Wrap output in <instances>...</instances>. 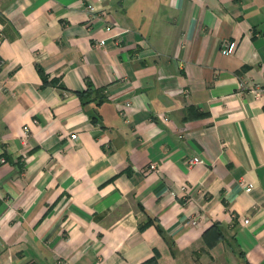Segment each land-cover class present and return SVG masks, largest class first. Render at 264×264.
Instances as JSON below:
<instances>
[{
  "label": "crops",
  "instance_id": "0c3cea01",
  "mask_svg": "<svg viewBox=\"0 0 264 264\" xmlns=\"http://www.w3.org/2000/svg\"><path fill=\"white\" fill-rule=\"evenodd\" d=\"M104 2L0 0V264H264V0Z\"/></svg>",
  "mask_w": 264,
  "mask_h": 264
},
{
  "label": "built area",
  "instance_id": "2783aa9c",
  "mask_svg": "<svg viewBox=\"0 0 264 264\" xmlns=\"http://www.w3.org/2000/svg\"><path fill=\"white\" fill-rule=\"evenodd\" d=\"M81 3L84 4V7L87 11V21L90 22L92 20V18H94L95 16H98L103 23V28L105 30L110 29V23H108L105 18L107 16V10L109 9V7L107 6V4L104 2V0H78ZM96 5H99V7H96ZM99 12V13H97ZM103 40L99 39L97 41V44H102ZM235 41L233 40H223L221 42V45L219 47V51L223 54H228L233 52V50L235 49ZM238 87L240 90H247L248 92L252 93L253 95H258L260 91H262V87L260 85H251L248 84L247 82L244 81H239L238 83ZM163 119H165V116L162 117ZM26 133V126L23 127V136H25ZM76 134L74 132H71L69 134V138L73 139L75 138ZM202 159L196 155L191 156L188 161H187V167L190 166L191 164L195 163V162H201ZM156 169V164L154 162H149L147 165H145L142 170L143 172H149L152 170ZM252 184L251 183H245L243 184V189L245 191L249 190L251 188ZM202 219V215L200 214H196L194 216H192L189 219L190 224L192 225H198L199 222ZM248 218L245 217L242 219V222H247Z\"/></svg>",
  "mask_w": 264,
  "mask_h": 264
},
{
  "label": "trees",
  "instance_id": "16d2710c",
  "mask_svg": "<svg viewBox=\"0 0 264 264\" xmlns=\"http://www.w3.org/2000/svg\"><path fill=\"white\" fill-rule=\"evenodd\" d=\"M37 72L39 73V76L42 80V84L41 85H44L46 83H53L55 80L53 79H46V75L42 72L41 68L40 67H37ZM55 83V82H54ZM58 86H60L61 88H65L63 87L62 84L58 83ZM77 97L79 98L81 104H84L85 102H88V101H94L95 104H98L102 101H104L106 99V92H105V87L104 86H94L90 81L89 79H85V86L83 89L81 90H74L73 91ZM204 113L203 112H197L196 115H203ZM92 117V120L95 119L96 117V114H92L91 115ZM149 222H152L154 223L157 231L162 235L164 236L165 238V235L163 233V229L161 228V226L156 222L154 221L153 217L147 215V218H146V221L144 222V224L146 223H149Z\"/></svg>",
  "mask_w": 264,
  "mask_h": 264
}]
</instances>
